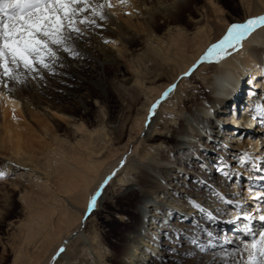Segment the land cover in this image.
<instances>
[{
    "label": "bare ground",
    "instance_id": "6f19581e",
    "mask_svg": "<svg viewBox=\"0 0 264 264\" xmlns=\"http://www.w3.org/2000/svg\"><path fill=\"white\" fill-rule=\"evenodd\" d=\"M238 2L240 11L233 12L223 0H129L107 10L108 18L98 20L102 27L77 42L79 57L65 56L56 75L14 83L12 92L0 88V125L6 124L0 133V170L8 173L0 179V223L7 221L9 231L0 239V264L10 255V264H172L185 252L191 253L190 264H209L220 250L205 252L203 261L188 238L195 229L205 243L199 229L216 232L218 222L204 220L188 198L212 210L216 205L208 189L191 178L206 179L231 199L239 189L211 169L217 157L236 149L264 156V127L250 115L258 102L250 91L264 92V29L255 30L243 47L229 49V55L200 59L229 23L264 13V0ZM86 60L94 66L89 76L81 70ZM173 84L149 117L151 105ZM21 114L36 130L29 143L13 127ZM41 144L48 146L43 162ZM97 189L102 194L88 213ZM16 197L22 209L13 218ZM120 197H131L134 212L120 216L114 248L100 231L98 215L118 212ZM246 205L251 211L253 201L246 199ZM181 214L188 217L182 223ZM175 228L187 237L183 247L165 235ZM229 237L233 245L248 238L236 225ZM60 247L63 253L53 260Z\"/></svg>",
    "mask_w": 264,
    "mask_h": 264
},
{
    "label": "snow or ice",
    "instance_id": "6c2138e0",
    "mask_svg": "<svg viewBox=\"0 0 264 264\" xmlns=\"http://www.w3.org/2000/svg\"><path fill=\"white\" fill-rule=\"evenodd\" d=\"M128 3L129 0H116L115 3L113 0H0V88L12 92L14 83H27L29 79L43 80L44 73L56 75L57 67H63L65 56L79 57L77 42L84 40L90 29L102 27L98 20L105 21L108 18L107 10ZM257 29H264V13L229 23L222 37L212 43L200 59H220L229 55V49L243 47V42ZM195 67L193 64L192 68ZM189 72L183 75H189ZM260 78L264 79V75ZM175 87V84L170 85L151 105L149 117L155 114L158 105ZM250 98L258 101L252 107L250 115L258 121V126L264 127V92L253 89L250 91ZM253 152L255 149L252 152L236 149L230 156L217 157L215 172L225 181H234L233 187L239 189L232 192L231 199L227 193H221L206 179L191 178L194 184L208 189V196L216 205L212 210L199 201L188 198V204L193 211L201 214L206 221L235 224L238 231L248 237L241 239L229 251L225 246L233 242V237L223 234V229L219 234L214 230L199 229L206 238L205 243H201V237L195 231L190 235L188 243L202 253L219 249V252L214 253L213 259L220 256L224 264H264V156L254 155ZM233 162L237 167L232 166ZM244 169H247L248 174ZM7 175L6 171L0 170V179ZM107 179L105 178L104 184ZM101 194L100 189L92 194L87 204L88 213L95 208ZM249 198L253 201L251 211L246 205V199ZM229 206L232 211H229ZM159 214L160 209L157 208L151 217L153 223L157 222ZM225 217L228 219L225 220ZM187 218L181 214L180 222ZM165 235L173 244L183 247L182 228L170 230ZM151 240L157 243L158 237L153 235ZM63 251L64 248L60 247L53 260ZM145 251L151 253L150 248H145ZM169 252H175V248H169ZM190 254L185 252V255ZM237 256L239 259H236Z\"/></svg>",
    "mask_w": 264,
    "mask_h": 264
},
{
    "label": "rangeland",
    "instance_id": "374dc122",
    "mask_svg": "<svg viewBox=\"0 0 264 264\" xmlns=\"http://www.w3.org/2000/svg\"><path fill=\"white\" fill-rule=\"evenodd\" d=\"M223 3L225 4V8L228 9V10L230 9L233 12H239L240 11L238 0H223ZM195 5H196L195 3L192 4V8L193 9L195 8ZM184 17L187 18L188 14H185ZM92 67L94 68V66H92V63L90 61L86 60V61H84L82 63L81 70L86 74V76H89V70ZM73 81H75L74 77H72V82ZM72 86H74V85H72ZM77 93H79V92H76L75 94H77ZM69 96L71 97V94H69ZM111 105H112V109L115 110L116 109L115 100H112ZM113 110H112V112H114ZM21 116H22V118H19L18 121H21L23 126L21 127V125H18L19 123L17 121V123H15L13 127L16 128V133H17L18 137H20L23 142L29 143L30 142V138H31V133L35 134L36 130H35L34 126L27 120V118L25 117L24 114H21ZM14 120H17V119L14 118ZM1 122H3V121L1 120ZM5 125H6L5 123H4L3 126L0 125V133L3 131V129H4L3 127ZM30 128L34 129V132H31ZM250 131H247V132H250ZM40 148H41V153L42 154L39 156V160L41 162H43L44 159L48 155V152L46 151L48 146L44 145V144H41ZM209 167L210 166H206L205 169H206V171L211 172V170L208 169ZM192 168L194 170H197L195 167H192ZM211 169L214 170L215 169V165L212 166ZM193 173L194 172L190 171V174H193ZM216 175H217V173H216ZM17 199L18 198L16 197V201H15L14 208H13V212H14L15 216L13 218H16L17 216H19L20 215L19 213L21 212V209H22L21 204L18 202ZM115 202L120 207L118 209V212L111 213V212H109L107 210L106 211L100 210V214L98 215V221L100 223V231L105 236V238L107 240V245H111V247H114V248L118 247V245H119L118 234H119V232L121 230V227H122V222L120 221V216H125L127 214L129 215V214H132L134 212V208H133V203H132L131 197L130 198L120 197ZM224 219L226 220V219H228V217L224 218ZM217 222H218V225H216L217 226L216 233L219 234L220 230L223 229L224 230L223 234H226V235L229 236V233L232 231V229L234 228L235 224L229 225V224L223 223L222 221H217ZM189 229H191V228H189ZM194 230L195 229H193V231ZM193 231H192V233H193ZM8 234H9V231H8L7 221H2L0 223V239H1V237L8 236ZM184 239L187 240V237L184 238ZM201 240H204V238L201 237ZM235 246L236 245H233L231 243L229 245H226L225 248L229 250L230 247H231L230 249H232ZM111 249H113V248H111ZM167 253L168 252H165V254H160V256L162 255L161 257H166L168 255ZM201 254L203 256H200V259L202 258V260L204 261L207 253H202L201 252ZM1 256H2V245L0 243V262H1ZM238 258L239 257H237L236 259H238ZM12 259H13V256L10 255L9 260H7L6 263H4V264H10ZM190 259H191V255L190 256L186 255L182 260L174 259L172 264H190V262L189 263L187 262L188 260L190 261ZM166 261L165 260H161L160 262H158V263L155 262V263L156 264H163ZM204 263H205V261L202 264H204ZM195 264H200V263L197 262ZM209 264H224V262L221 261L219 256H216L215 260L212 258L210 260Z\"/></svg>",
    "mask_w": 264,
    "mask_h": 264
}]
</instances>
